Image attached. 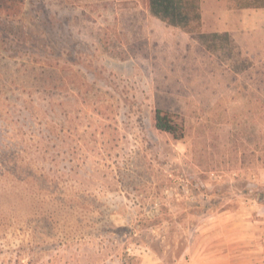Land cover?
<instances>
[{
	"label": "rangeland",
	"instance_id": "1",
	"mask_svg": "<svg viewBox=\"0 0 264 264\" xmlns=\"http://www.w3.org/2000/svg\"><path fill=\"white\" fill-rule=\"evenodd\" d=\"M199 1L192 32L148 0L0 11V264L264 254V8Z\"/></svg>",
	"mask_w": 264,
	"mask_h": 264
},
{
	"label": "trees",
	"instance_id": "2",
	"mask_svg": "<svg viewBox=\"0 0 264 264\" xmlns=\"http://www.w3.org/2000/svg\"><path fill=\"white\" fill-rule=\"evenodd\" d=\"M24 0H0V11L15 13ZM245 7L264 8V0H246ZM151 13L162 21L192 32L202 21V11L199 0H148ZM210 40L227 37V34H209ZM205 36V35H203ZM207 36V35H206ZM155 126L158 130L176 136L175 128L172 125V116L158 110L155 113ZM183 128L181 131L183 132ZM183 134V133H182Z\"/></svg>",
	"mask_w": 264,
	"mask_h": 264
},
{
	"label": "crops",
	"instance_id": "3",
	"mask_svg": "<svg viewBox=\"0 0 264 264\" xmlns=\"http://www.w3.org/2000/svg\"><path fill=\"white\" fill-rule=\"evenodd\" d=\"M258 228L259 227H255L254 225H252L251 227L248 226L247 229L249 231L244 233L243 238H241L242 243H246L247 246L258 247V243L260 240L256 231ZM234 244L235 245H233V247L230 246V252H228L226 255H222L219 260H214V264H264V254L262 251H256L258 249L254 248V250L248 251L247 256H241L237 251L238 245L236 243ZM232 251H234V253Z\"/></svg>",
	"mask_w": 264,
	"mask_h": 264
}]
</instances>
